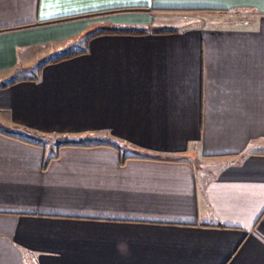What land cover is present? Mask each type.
<instances>
[{
  "label": "crops",
  "instance_id": "1",
  "mask_svg": "<svg viewBox=\"0 0 264 264\" xmlns=\"http://www.w3.org/2000/svg\"><path fill=\"white\" fill-rule=\"evenodd\" d=\"M0 264H264V0H0Z\"/></svg>",
  "mask_w": 264,
  "mask_h": 264
},
{
  "label": "trees",
  "instance_id": "2",
  "mask_svg": "<svg viewBox=\"0 0 264 264\" xmlns=\"http://www.w3.org/2000/svg\"><path fill=\"white\" fill-rule=\"evenodd\" d=\"M104 32V31H103ZM105 32H115V33H125V34H141L144 33V29L142 28H123V29H111V30H105ZM77 51L75 52H67V53H62L59 54L58 56L52 58V59H46L44 60L42 63H46V62H50V61H56V60H60L63 59L65 57L71 56L76 54ZM14 79L11 78L8 81H6V83L3 86H6L8 83L12 82ZM58 146H62V144H57ZM154 160H164V159H158V158H153Z\"/></svg>",
  "mask_w": 264,
  "mask_h": 264
},
{
  "label": "snow or ice",
  "instance_id": "3",
  "mask_svg": "<svg viewBox=\"0 0 264 264\" xmlns=\"http://www.w3.org/2000/svg\"><path fill=\"white\" fill-rule=\"evenodd\" d=\"M46 2H47V0H46ZM69 2H71V0H69ZM88 6H89V7H94L95 4L90 2ZM74 10H75V9H74Z\"/></svg>",
  "mask_w": 264,
  "mask_h": 264
},
{
  "label": "rangeland",
  "instance_id": "4",
  "mask_svg": "<svg viewBox=\"0 0 264 264\" xmlns=\"http://www.w3.org/2000/svg\"><path fill=\"white\" fill-rule=\"evenodd\" d=\"M92 18H99V16H92ZM97 20V19H96Z\"/></svg>",
  "mask_w": 264,
  "mask_h": 264
}]
</instances>
